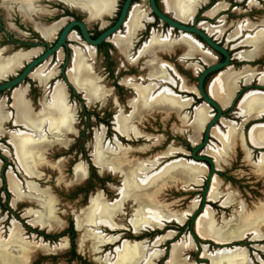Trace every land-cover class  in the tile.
<instances>
[{"label": "flooded vegetation", "instance_id": "flooded-vegetation-1", "mask_svg": "<svg viewBox=\"0 0 264 264\" xmlns=\"http://www.w3.org/2000/svg\"><path fill=\"white\" fill-rule=\"evenodd\" d=\"M125 1L126 0H111V11L108 14L103 11H100L96 14H91V12L83 6L80 0H0V58L4 60L14 59L18 56L22 58L0 79V86L21 76L31 63L37 59H40L45 53H47V51L55 47L59 43L65 30L72 25V27L67 30L63 42L60 44V47L57 51L53 52L49 57L35 66L29 75H27L18 86L10 90L0 92V104L2 105V112L4 115V121L0 122V187L2 185L1 189L2 192L5 193L6 199L9 202L12 200L10 207L8 208L7 206H4V208L10 213L9 215H11V218L16 219L19 222V224L11 222L9 229L13 224L18 225L22 231L23 238L25 236L24 231L33 232L36 233V235L41 236H44L43 230L51 232L46 233L45 231L47 235H53L51 237H47L45 234L46 239H58L60 242L64 240L62 245L57 247V252L69 250L68 256H70V258L73 260H78L80 255L85 254L86 257L91 258L92 263L96 264H102L106 256H108V259L112 261L111 263H114V251L116 248L120 247L123 242L129 244L144 243L147 247L146 255L148 256L149 254L157 251L156 248L162 246L163 243L172 242L176 239V235L173 233L174 236L171 239L165 240L161 244L154 246V242L157 239L164 237L167 233H172L168 231H170L169 229L172 227L171 223L175 222L163 221L161 222V227L159 228H147L143 231L135 233L130 224L132 210H134V202L131 199H127V201L124 202L122 211L120 213L121 215L117 216L113 220L114 225L117 226L115 229H109L104 226L92 228L89 225H86L84 220L80 219L82 211L88 208L90 201L96 196H100L107 205H112L114 202L118 201L120 199L119 191L123 187V182L125 181L129 170L126 163L121 165V163H113V161L111 163L108 161H101V164L105 166V168L102 167L103 169H99L93 163L92 158L95 138L91 146V154L87 155L85 154V151L83 154L88 163L86 165H74L71 163L74 161V158H71V156L75 154L77 141L81 140L82 142V140H84L83 137L76 138L78 131L76 130L77 123L75 121L74 106L72 105L74 104V101L77 100L79 102L81 113H83L88 118L90 115L85 111L86 106H99V108L102 109L100 119L103 131L102 147L104 149L107 147V149L112 153L119 151H130V160L132 162H136L137 164H141L144 169H147V173H145L146 177H151L155 174H158L166 164L173 160L179 159L188 161L186 158H190L189 161H191L192 159L187 154L180 152V150H173L175 153L170 156L163 155L169 150H172L170 146L157 156L154 155L155 149L159 147V145H162L163 142H166V139H159L160 143L156 145L157 141L154 139V137L148 136L141 131V129L144 128L143 125L149 126L151 125V122H154L153 114L155 112H149L145 115L136 116L134 120L129 119L132 114L130 103L136 99L134 87L139 86L144 88L155 85L156 89L151 92L152 96L156 95L161 89L167 88L173 93L175 97L180 98L182 101H189L188 106H185L182 110H180L179 113L171 111L168 113H162L166 114L167 116L165 119L166 122L172 118L177 121V119L171 115L180 116L179 121L182 122L185 127L187 124V118L183 114L186 115L189 109L194 108V105L204 104V102L198 98L196 94V85L197 79L201 73L200 70H197V72L200 73L196 78L195 87L188 89L187 82L184 80L186 84L185 87L189 91H179V87L181 86L180 84H182L181 80H183V78L177 72L178 69L176 65L172 64V57L174 56L175 58L174 63L180 62L181 56L179 59L175 56V53L180 50H177L173 55L170 56L169 54L161 53L157 55L159 63L165 65V72L168 77L173 80L175 86L171 85V83L161 84L156 81H152V79L148 77V71L145 64L150 60V56L146 53L140 55L143 47L153 38V36H157L160 39L168 38L170 40L171 35L173 39H176L182 34L177 30H173L171 27L162 24L155 17V15L150 10L149 0H131L124 22L119 26L117 31L109 35L99 45L92 46L90 43H88V41L84 38L80 27L74 25L81 24L85 28L87 37L91 41H96L104 33L116 25L120 18ZM137 1H143L146 3L144 9L137 5ZM162 1L163 0H154L158 10L164 13L167 17L171 19L173 18L175 20L174 16L164 10ZM220 4L224 5L225 9L217 13L213 18H207L205 16L208 12ZM133 9L142 12L143 18L139 21V27L137 31H135L133 37L130 39V48L122 51L115 44L114 39H127L128 36L126 34L125 26ZM193 11L194 13L191 21L188 23H181L187 26H192L193 20H196L197 29L205 34L206 32L199 27L202 23L211 28H220L224 23L226 24L225 26L228 29L224 31L220 39H225V44L219 42L220 40L218 41L219 38L217 36L208 37L229 53V65H231L230 69L232 71L236 72L233 68L234 64L237 65L241 63H252L264 56L262 55L261 57L250 62L240 60L236 56L238 49L246 48L245 46H241V43L247 36L252 37L257 31H264V0H203ZM253 11L262 14V17L257 18L255 22H252L250 19V14H252ZM230 17L231 19L239 17L240 20L230 21ZM175 21H177V19ZM228 21H230L229 24ZM217 24L222 25L217 26ZM245 24L253 26V31H250L253 34L247 35L245 32L249 31H244V33L241 34V36L237 39L230 42L227 41V36L232 34L238 26H243ZM176 34L178 36H176ZM188 37L200 44L203 49L207 51L209 50L212 54H214L217 58V63H222L224 61V57L211 50L201 38L193 34L189 35ZM76 54H78L79 57L83 59L85 65L89 68L92 77L98 80L99 86L105 91V97L99 103L95 102L90 104L85 99L84 95L80 93L70 82L69 72L73 68ZM212 54L211 56L215 58ZM192 59L193 60H182H185L183 62L186 63V67L188 66L187 63L189 61H194L195 59L198 60L196 63L202 64V66L205 67V64L200 60V58L197 57ZM193 65L194 64H189V67L191 68ZM172 69L175 71V73H173ZM36 72H39L37 79L34 77ZM181 74L183 75V73ZM216 74L217 73H212L204 79L203 86L206 93H208V81H210V79L213 80L216 77ZM255 81L257 82V79H253L250 83V86L247 87L253 88L256 86L257 84H255ZM239 83L244 86L242 87V92L238 93L240 96L235 102V105L230 107L228 104L227 107L222 108V110L229 108L226 113H223L225 114V119L230 116L231 118H234L233 116H235L236 120L238 119L237 111L234 112V110L236 109L239 100L243 96V89L246 88L242 81ZM253 83L255 85H251ZM57 85L62 90L64 104L69 108L71 115L73 116L71 129L68 132L56 133L49 131L46 124L41 125L36 130L32 125L29 127L27 123L18 121L14 101V94L16 91L20 92V98L26 103L30 113L33 115H39L42 113L45 107L49 106L52 94ZM4 96L5 98L2 99ZM231 100L233 101L234 98ZM210 110L213 112V114H215L211 108ZM211 111H209V116L212 114ZM119 113L124 119H126V121L130 122V124L125 125V128L129 133L128 137H122L115 131V118L119 115ZM217 124L218 122L216 125ZM219 125L217 126L218 128H220ZM248 127L249 125L244 128V133H246ZM108 131H110L109 135H113V138L110 139V137H108ZM203 131L204 130L200 132L196 143H192L190 140H186V142L189 144L191 142V144H193L195 147L203 141ZM17 134L27 135L30 137L32 142L39 143L37 145L36 151L38 152L36 155L37 161L30 163L28 159L33 155L28 157V154H26L27 161L24 164V168L18 165L16 159V149L12 143V137ZM243 136L245 138L244 145L248 144L252 149H254L253 154L256 153L257 150H264V148H256L248 143V133L247 137H245V134ZM130 144L143 145V147L137 148V146L134 148L131 147ZM175 144H177V142H174L170 145L174 146ZM191 148V146L189 147L183 143V149L189 152V154L191 152ZM82 149L85 150L84 147ZM204 151L203 155L205 156ZM135 157L137 159H135ZM141 157L146 158H144V161H141ZM211 159L213 158L211 157ZM155 161H157V163L153 166V162ZM246 161L248 160L246 159ZM227 163L228 161H226V158L219 160L218 163H216V165L218 164L216 169L218 170L221 168V166H226ZM204 164L209 170L208 164ZM108 165H112L113 169L106 168ZM78 166L83 167V175L76 178L75 168ZM67 168L69 169L71 175L69 180L65 181L67 178L65 175ZM8 175H10L11 178L19 184L21 192V198L19 200H17L14 194L9 190L7 182ZM46 177L48 178L47 180H45ZM201 178L203 179L204 177ZM109 179H114L118 185H114L112 183L111 185L108 184ZM202 179L200 180L202 181ZM86 181H88V183L86 186H84ZM92 181L98 183L99 186L103 184L101 186L104 190L101 189L96 193H93L92 189L96 188L91 184ZM45 182L52 183L51 187L44 188ZM169 184V178L161 179L160 187L163 189H159V196L155 197L154 200H150L152 204H165V197H169L166 195V193L171 191ZM61 185H63L67 190L77 187L78 190L75 193V197L78 196L83 197L84 200L87 199L86 205L80 210L75 208L76 205L71 207L63 206L60 203L58 197L53 195L54 191L56 192L59 190ZM29 186L31 187V190L28 188ZM191 186L200 187L201 184H191L187 187H184L180 184L177 187L186 189L190 188ZM43 192H46L52 201L53 222L51 230L47 229V227H43L38 221L36 222L35 220L36 215L41 212L39 199H41ZM202 193L200 201H195L197 202V207L201 205ZM207 203L211 202L207 201ZM22 205L25 207L30 206L29 208L31 209L36 208V210L29 211L24 207L19 209L18 207ZM63 207L70 211L69 216L71 218H69V221L67 222L62 221L60 218H63L67 215L66 211L61 210ZM12 208L17 211L14 213ZM20 211H23L22 214ZM23 213H25V218L22 217ZM189 216L187 217L190 218L191 216ZM30 217L32 219L31 221L30 219H27ZM187 217L184 218L180 225L177 223L175 224L182 226ZM87 232L99 233L104 239L114 238L115 242L106 243L103 245L97 244L95 246H92L88 241H85L83 244H81V237ZM159 233L165 234L159 237ZM24 239L26 240L27 238ZM33 239H35V237H33ZM204 241L212 242L208 239H205ZM202 248H207V253L211 254L210 252L212 246H203L199 248L200 260L209 264L207 259H201ZM163 255L164 253L162 252V256L152 264L158 262L163 257Z\"/></svg>", "mask_w": 264, "mask_h": 264}, {"label": "bare ground", "instance_id": "bare-ground-1", "mask_svg": "<svg viewBox=\"0 0 264 264\" xmlns=\"http://www.w3.org/2000/svg\"><path fill=\"white\" fill-rule=\"evenodd\" d=\"M80 1L91 14H96L100 11L108 14L111 11V0ZM202 1L203 0H163L162 5L167 13L174 16L175 20L177 19L179 22L188 23L192 19L193 10ZM223 9H225L224 5H217L205 16L207 18H213ZM142 18L143 13L133 9L125 26L128 36L127 39H114L115 44L122 51L130 48V39L133 37L135 31H137L139 21ZM199 27L203 29L209 37H220L223 35L224 31V28H211L203 23L200 24ZM244 31H253V26L249 24L238 26L232 34L227 36V41L230 42L237 39ZM188 36L184 34L175 41H170L168 38L160 39L157 36H153L143 47L140 55L146 53L150 56V60L147 61L145 65L148 71V77L152 79V81L161 84L171 83V85L175 86L173 80L170 79L165 72V65L159 63L157 55L160 53L170 55L176 47H181L184 50L182 59L198 57L205 64V67L213 63L214 59L211 56L212 53L208 50L210 54L207 50L203 49L200 44L196 43ZM241 46L250 47L252 49L249 52L237 54L236 56L238 59L250 62L261 57L264 55V31H257L252 37L247 36L241 43ZM20 59L22 58L19 56L9 60L0 58V79L13 65L18 63ZM230 67L231 65L217 73L216 77L210 82L207 88V95L215 102L218 101L217 104L221 109L227 107L228 104L230 105L231 99L235 95L237 85L240 81L247 87L250 86L253 79H257V86L264 87V74L256 75L254 70H250L249 68H244L240 72H234ZM38 75L39 72H36L34 75L35 79L38 78ZM69 79L72 85L84 95L85 99L90 104L95 102L99 103L105 97L104 89L99 86L98 80L92 77L89 68L78 54L75 55L73 68L69 72ZM180 85L179 91H189L183 83ZM134 89L136 99L130 103L132 110L131 117L129 118L130 120H134L136 116L145 115L149 112L168 113L171 111L179 113L180 110L189 104V101H182L180 98L175 97L167 88L161 89L154 96H152L151 92L156 89L155 85L144 88L136 86ZM255 91L257 90H251L245 93L237 104V117L238 119H244L240 125V129L235 123L223 121L224 118H221L219 122L225 132L217 127L219 122L211 130L210 136L220 144V149L208 145L209 147L207 146L208 148L206 147L204 149L205 151H203L209 157L213 158L215 169L217 167L215 161L218 163L219 160L224 159L230 152L232 154L237 146L244 148V138H242L243 135H241V131H244L247 123L252 120L260 121L264 119V93ZM20 97V92L16 91L14 94V101L18 121L27 123L29 127L32 125L36 130L43 124L48 126L49 131L56 133H65L71 129L73 116L69 108L64 104L62 90L58 85L54 89L49 106L45 107L39 115L31 114L26 103L22 101ZM209 111L211 110L206 104L200 105L194 109L192 123L189 126L192 131V136L189 140L192 143L197 142L200 132L213 118V112L211 111V118V116H209ZM2 121H4V115L2 112V105L0 104V122ZM128 124H130V122L126 121L119 113L115 118V131L122 137H128L129 133L125 128V125ZM247 133L248 143L251 146L264 148V124H253ZM102 139L103 136H95L92 151L93 163L99 169L105 168V166L101 164V161H108L110 163L113 161V163H121V165L126 163L129 171L123 182V187L119 191L120 199L118 201L114 202L112 205H107L100 196H96L90 201L88 208L82 211L80 219L84 220L86 225L92 228L104 226L109 229H115L117 226L114 225L113 220L121 215L123 204L127 199H131L134 202V210H132L130 224L135 233L147 228H159L163 221L175 222L180 225L184 218L189 216L196 209L197 202H193L182 215H174L170 212L171 205L158 202V204L154 205L150 200H154L155 197L159 196V189H163L160 187L161 179L164 178L170 179L169 187L171 190L180 184L184 187L190 186L191 184L202 185L201 182L203 181L200 179L201 177H205L208 173H206V169L202 164L192 161L183 163L182 160L179 159L173 160L166 164L158 174L146 177L145 173H147V169H144L141 164H137L130 160V151L112 153L107 147L105 149L102 147ZM12 143L16 149V159L20 167L24 168V164L27 161L26 154H28V157L33 155L28 159L30 163L37 161L36 155L38 152L36 151L39 143L32 142L30 137L24 134L14 135L12 137ZM174 153L173 150H169L163 155L170 156ZM250 158H252L251 155H245V160ZM156 163L157 161L153 162V166L156 165ZM106 168L113 169V166L108 165ZM254 168L255 174H260L259 176L255 175V177L260 178L263 176L264 182V154H261ZM75 175L76 178L83 175L82 166L75 168ZM7 182L9 190L14 194L15 198L19 200L21 198L19 184L16 183L10 175L7 176ZM219 187L220 182L216 176H214L209 187L207 196L208 202L216 203L219 201L221 198V194L218 192ZM28 188L31 190L30 186ZM230 203L231 206L234 204L233 201L230 202L227 199L221 203V207L227 208L230 206ZM39 204L41 206V212L36 215L35 220L43 227H47V229L51 230L53 222L52 201L46 192H43L41 199H39ZM235 207L239 209V212H236L237 214L235 216L233 215L234 218L231 220L227 222L223 220L221 226L216 225L215 213L212 212L211 208L205 207L201 215L195 221V234L198 235L200 239L211 240L215 245L217 244V246H229L231 243L239 244L238 241L246 239L247 236H252V240L256 241H260L264 238V192L262 193L260 203H253L250 207L236 203ZM173 236V233H167L164 237L157 239L154 242V246L161 244L165 240L171 239ZM85 241L95 246L97 244L103 245L106 243H113L115 239H104L99 233L87 232L81 237V244ZM190 244L188 246H173L169 252V259L166 264H188L184 260V256L189 250L193 249ZM245 245L246 244H243L242 246ZM39 247L40 246L27 243L22 237V231L18 225L13 224L8 231L7 239L5 241L0 239V264H26L27 253H33ZM54 250L56 251L57 248H54L53 251ZM259 250L264 255V247H261ZM114 252V263H111L112 261L106 256L102 264H152L162 256V252L158 251L147 256V247L144 243L129 244L123 242ZM201 259H207L209 264H253L249 259L248 253L243 250H236L234 252H231V250H224L209 254L207 253V248H202ZM258 264L264 263L259 262Z\"/></svg>", "mask_w": 264, "mask_h": 264}, {"label": "rangeland", "instance_id": "rangeland-1", "mask_svg": "<svg viewBox=\"0 0 264 264\" xmlns=\"http://www.w3.org/2000/svg\"><path fill=\"white\" fill-rule=\"evenodd\" d=\"M137 5L139 7H141L142 9H144L146 3L143 1L142 2L137 1ZM250 16H251L250 17L251 21L255 22V20H257V18L262 17V14L259 12L253 11V13L250 14ZM229 20L230 21L231 20L237 21V20H240V18L238 17V18H232L231 19V17H230ZM230 21H228V24ZM213 25H216V24H213ZM218 25H222V24H217V26ZM225 25L226 24L224 23L220 27L222 29L224 28L223 29L224 31L226 29H228ZM224 31H223V33H224ZM245 34L251 35L253 33L252 32H245ZM176 36H178V35L176 34ZM181 36H183V34H181L178 38H180ZM221 37L222 36L218 37L219 38L218 41L221 39ZM178 38L173 39L172 35L170 36L171 41H175ZM224 40H220L219 42H222V44H225ZM226 46H228V45H226ZM251 49L252 48H248V47L240 48V49H238V51L236 53L238 54L241 52H249ZM177 50H180V51L176 52ZM182 50L183 49L181 47H179V48L176 47L175 50L170 54V55H173L176 52L175 56L178 57V59L181 56L182 62L180 61L177 63H174L175 58L173 56L172 57V64L176 65V67L178 69L177 72L182 76L183 80H181V82L186 86V84L184 82V80H186L187 88L192 89L196 85V78L198 77L199 73L203 69H205V67H203L202 64L196 63V62H198V60L195 59L197 57H194V59H195L194 61L187 60L189 62L187 63L188 66L186 67V63L183 62L185 60H182V55L184 54V50L183 51ZM212 55L215 57L214 54H212ZM213 59H214V61L212 64L217 63V60H216L217 58L215 57ZM191 60H193V59H191ZM189 64H194V65L190 68ZM233 68L236 72H240L244 68H249L250 70H254L256 75L264 74V56L258 60H255V62H252V63H241V64H237V65L234 64ZM197 70H200V72H197ZM173 73H175L174 70H173ZM181 73H183V75ZM211 81H212V79H210V81H208L207 86L209 85V83ZM255 84H258V83L255 81ZM255 84L253 83L251 85H255ZM243 86L244 85H242L240 83L238 84L237 91H236L235 95L233 96V98H235V96L239 92H242ZM20 88H22V87H20ZM251 90H256V89H253V88L245 89L243 91V96L245 95V93H247ZM255 92H261L262 93L263 91L259 90V91H255ZM189 97H192V96H189ZM4 98H5V96L2 99H4ZM72 105L74 106L75 121L77 123L76 130L78 131L76 138L83 137L84 140H82V142H81V140L77 141V145L75 147V154L71 156V158H74V161H72L71 163L74 165H79V164H85L86 165L88 163V161H86L85 157L83 156L84 151H85V154L90 155L91 151H92L91 146L94 142L95 136L96 135H99V136L103 135L102 125L100 123L102 109L99 108V106H86L85 111L90 115V117L88 118L83 113H81V107H80V104L77 100H75L74 104H72ZM198 106H200V105H194V108L189 109L187 111L186 115L183 114L187 118L186 127L184 126V124L182 122L179 121L180 116L171 115V116H174L178 122L174 118H172L166 122V120H165L167 117L166 114H162V113H158V112H155L153 114L154 115V119H153L154 122H151V125H149V126L143 125L144 128H142L141 131L148 136L154 137V139H156V141H157L156 145H158L160 143L159 139L160 140L166 139L165 140L166 142H163L162 145H159V147H157L155 149V151H154L155 156H157L158 154H160L161 152L166 150L169 146L172 148V150H175V151L180 150V152L190 156L189 152H187L183 149V143H185L189 147L190 146L194 147L193 144H191V142L189 144L188 142H186V140H189L190 137L192 136V131H190L189 126L192 123L193 111ZM228 109L229 108L222 110V113H226L228 111ZM234 112H236V109L234 110ZM233 117L235 118V116H233ZM234 118H231V116H230V117H227L226 119L224 118V120L234 122L236 125H238V127L240 129V125L243 122L242 120H244V119H237L236 120V118L235 119ZM249 123H247V125H246V127L249 125L246 133H244V131L243 132L241 131V135L245 134V137H247V132L253 126V124H264V119H261L260 121L252 120ZM219 127H220L221 131L225 132L224 128L221 126V124L219 125ZM109 132L110 131H108V137H110V139H111V138H113V135H109ZM81 135H83V136H81ZM242 138H244V136ZM209 141L210 142L208 143V145L210 144L209 145L210 147L220 149V144H218V142H216L215 139L210 138ZM174 142H177V144H175L174 146L173 145L171 146L170 144H173ZM130 145H131V147H134V148H136L137 146H138L137 148L143 147V145H135V144H130ZM146 145H149V144H146ZM83 147L85 150L82 149ZM253 151H254V149H252L248 144H245L244 148L241 146H237L235 152H233L232 154L229 153L228 155L225 156L226 161H228L226 166H221V168L217 170L216 178L220 182V187H219L218 192L221 194V198L219 199V201H217L216 203H213V204L205 203V207H207V206L211 207V210L215 213V219H216L215 221H216V225H218V226L222 225L223 220H225L224 222H227V221L231 220L232 218H234V216L239 212V209L237 207H235L236 203H240L241 205L243 204L244 206L250 207L251 204H253V203H256V202L260 203V201L262 199V193L264 192L263 176L260 178L255 177V175H257V174H255L254 165L257 163L261 154H264L263 153L264 151L257 150V152L254 154H253ZM248 154L251 155L252 158H250V159H248V161H246L245 155H248ZM205 155H207V154H205ZM179 157H181V156H179ZM207 157L211 159V157H209V156H207ZM144 158H146V157H144ZM144 158L141 157L140 160L144 161ZM135 159H137V158L135 157ZM186 159L188 161H185L183 163L189 162L190 158H186ZM231 159H232V161H231ZM211 160L213 161V159H211ZM215 163H217V161H215ZM202 165L205 167L206 171L208 172L209 171L208 167L204 163ZM65 175L67 177L65 181H68L70 178V175H71L68 168H67ZM207 175H208V173L206 174V176L203 179L201 178L203 182H202V185L200 187H192L191 186L190 188H186V189H183L181 187H176L175 189L166 193V195L169 197H165V200H166L165 204L171 205V209H170L171 211L170 212L172 214L182 215V213L186 212L187 208L190 206L191 203L198 201V200L200 201L201 193L203 191V187H204ZM259 175L260 174H258L257 176H259ZM47 179L48 178L46 177L45 180H47ZM108 182H109L108 184H110V185H111V183L114 185L117 184L114 179H112V180L109 179ZM87 183H88V181H86L84 186H86ZM91 184L96 188V189H92L93 193H96L97 191L103 189V187L101 186L103 184L100 185L101 187L99 186L98 183H95V181H92ZM51 185H52V183H46L45 182L44 188L51 187ZM1 187H2V185H1ZM1 187H0V229H1L2 233H1L0 239L5 241L7 239V235H8L7 231L10 227L11 222H15L18 224H19V222L16 219L11 218L10 217L11 215H9L10 213L7 211V209L4 208V206H7L9 208L12 200L9 202L6 199L5 193L2 192ZM77 190H78L77 187H75L71 190H67L63 185H61L60 189L57 190L56 192L54 191L53 195L58 197V199L60 200V203L63 206L71 207L73 205H76L75 208L77 210H80L81 208H83L86 205L87 199L84 200L83 197H78V196L75 197L76 196L75 193ZM227 199L230 202L233 201L234 204L231 206V203H230L229 207L222 208L221 203ZM23 207L27 208V210H29V211L30 210H36V208L31 209V208H29L30 206L25 207L23 205L19 206L18 208L20 209ZM197 208L195 209V211L197 210ZM37 210H39V209H37ZM61 210L66 211V214H67L63 218L60 217L62 219V221H65V222L69 221V218H71L69 216L70 211H68V209L64 208V207L61 208ZM12 211L15 213L17 210L12 208ZM22 212L23 211H20L21 214H22ZM24 214L25 213H23V216H22L23 218H25ZM128 215H129V212H128ZM27 219H30V221L32 220L31 217L27 218ZM188 219L189 218L187 217V219L184 221L182 226H179L175 223H171L172 227H171V229H169L170 231H168V232L174 233L176 235V239L172 242H165L162 244V246H160L159 248H156V250L158 252H163L164 255L155 264H165L168 261L169 252L173 246H180V245L188 246L190 243H192L190 245H192V247L194 249L189 250L187 252L185 258H184V260L188 264H208V263L200 260L199 248H201L203 246H210V245L212 246V249L210 252L211 254L218 252V251L219 252L224 251V250H228V251L231 250V252H234L236 250H239V251L243 250V251H246L248 253L249 259L252 261L253 264H258L259 262L264 263V255L259 250L261 247H264V238H262L260 241H256V240H252V236H247L246 239H243L242 241L239 240L238 241L239 244H236L234 246H229V247L228 246L227 247L226 246H217L213 242L204 241V240L199 239V237L195 234V223L193 224L192 229H190ZM43 231H44L43 232L44 236L36 235V233H33V232L24 231L25 232L24 238H27L26 239L27 243L34 244L36 246H40L33 253H27L26 264H96V263H92L91 258L86 257L85 254L80 255V258L78 260H73L72 258H70V256H68L69 250H64V251H59V252H57L55 250L53 251L54 248L56 249L59 245H62L64 240L61 242L58 239L48 240V239H46V235H47L46 233H51V232H48L46 230H43ZM45 231H46V233H45ZM165 233H159L158 236L160 237V236L164 235ZM51 236H53V235H47V237H51ZM33 237H35V239H33ZM243 244H246V245L242 246ZM77 249H78V247H77ZM82 249H84V248H82ZM37 250H38V252H37Z\"/></svg>", "mask_w": 264, "mask_h": 264}, {"label": "water", "instance_id": "water-1", "mask_svg": "<svg viewBox=\"0 0 264 264\" xmlns=\"http://www.w3.org/2000/svg\"><path fill=\"white\" fill-rule=\"evenodd\" d=\"M131 0H126L124 7L122 9L120 18L118 20V22L116 23V25L111 28L109 31H107L106 33H104L99 39H97L96 41H91L86 34L85 28L81 25V24H74L80 27L82 34L84 36V38L88 41V43H90L92 46H96L99 45L100 43H102L109 35L113 34L115 31L118 30L119 26L124 22L125 16L127 14L128 11V7L130 5ZM149 4H150V10L151 12L155 15V17L162 23L165 24L169 27H171L173 30H177L178 32L182 33V34H186V35H196L199 38H201L203 40L204 43L207 44V46L219 53L220 55H222L224 57V61L222 63H215V64H211L209 66H207L205 69H203L197 79V85H196V94L198 96V98H200L204 104L207 105V107H210L214 112V116L213 118L205 125L204 127V136H203V141L201 143H199L198 145H196L195 147L191 148V152H190V157H191V161L192 162H197V163H207L209 166V171H208V175L206 177V181L204 184V191L202 193V199H201V205L200 207H198V209L191 215V217L189 218V225H190V229H192L193 224L195 223L196 219L201 215V213L204 210L205 207V203H207V195L209 192V187L211 184V180L214 176H216L217 171L215 170V165L213 163V161L208 158L207 156H203L200 153L203 151V149H205L207 147V144L209 142V138H211L210 136V132L211 130L216 126V123L219 122V120L221 118H224L225 114L222 113V109L220 108V106L217 104V102H215L213 99H211L207 93L204 90V86H203V82L204 79L212 74V73H219L220 71L228 68L229 62H230V56L229 53L223 48L220 47L219 45H217L215 42H213L205 33L199 31L196 27V20H193L192 22V26H187L181 22H177L175 21L173 18H169L167 17L164 13H162L161 11L158 10V8L155 5L154 0H149ZM72 27V25L70 26ZM69 27V28H70ZM69 28H67L65 30V32L63 33L59 43L53 47L51 50L47 51V53H45L40 59H37L36 61H34L33 63H31L26 70L23 72V74L21 76H19L18 78L14 79L13 81L4 83L3 85L0 86V92L6 91V90H10L15 88L16 86H18L25 78L27 75H29V73L31 72V70L37 66L38 64H40L44 59H46L47 57H49L53 52L57 51L60 47V44L63 42L64 36L67 32V30H69ZM251 87H246L243 89V91L245 89H248ZM256 90H260V91H264V87H259V86H254L253 87ZM240 96V94H238L234 100L230 103V107H233L235 105V102L237 101L238 97ZM199 153V154H198ZM182 162H185V160H182ZM188 163V162H187ZM237 243H231V245L229 246H234ZM228 246V247H229ZM227 247V246H226Z\"/></svg>", "mask_w": 264, "mask_h": 264}]
</instances>
